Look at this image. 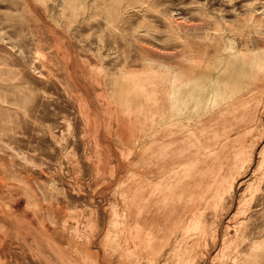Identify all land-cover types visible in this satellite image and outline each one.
Here are the masks:
<instances>
[{
	"label": "rangeland",
	"instance_id": "obj_1",
	"mask_svg": "<svg viewBox=\"0 0 264 264\" xmlns=\"http://www.w3.org/2000/svg\"><path fill=\"white\" fill-rule=\"evenodd\" d=\"M0 264H264V0H0Z\"/></svg>",
	"mask_w": 264,
	"mask_h": 264
}]
</instances>
